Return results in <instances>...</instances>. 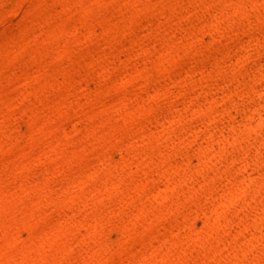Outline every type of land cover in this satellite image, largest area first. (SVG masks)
<instances>
[{"label":"rangeland","instance_id":"rangeland-1","mask_svg":"<svg viewBox=\"0 0 264 264\" xmlns=\"http://www.w3.org/2000/svg\"><path fill=\"white\" fill-rule=\"evenodd\" d=\"M0 264H264V0H0Z\"/></svg>","mask_w":264,"mask_h":264}]
</instances>
